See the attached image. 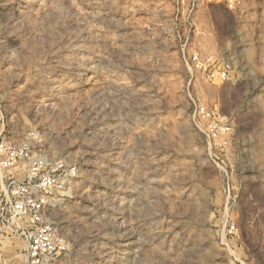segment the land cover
Segmentation results:
<instances>
[{"label":"rangeland","instance_id":"374dc122","mask_svg":"<svg viewBox=\"0 0 264 264\" xmlns=\"http://www.w3.org/2000/svg\"><path fill=\"white\" fill-rule=\"evenodd\" d=\"M0 117L56 264H264V0H0Z\"/></svg>","mask_w":264,"mask_h":264},{"label":"built area","instance_id":"2783aa9c","mask_svg":"<svg viewBox=\"0 0 264 264\" xmlns=\"http://www.w3.org/2000/svg\"><path fill=\"white\" fill-rule=\"evenodd\" d=\"M190 61L193 65L198 66L200 64L195 52L190 53ZM225 75L226 73L221 75L223 80ZM212 113L206 106L196 105L193 112L194 121L208 139L224 144L230 127L228 124L221 123L222 121ZM3 125V120L0 117V135ZM5 150L6 144L1 142L0 178L3 176L6 167L12 165L17 159L6 156ZM32 173L34 174L33 170ZM11 187L10 191L0 187V231L5 226L16 224L18 229L15 232L24 235L27 241L26 264H56L63 247L60 240L55 237L52 227L41 218V212L46 203L43 198L39 199L36 194L42 187L38 184L25 185L15 183V181L11 182Z\"/></svg>","mask_w":264,"mask_h":264},{"label":"crops","instance_id":"0c3cea01","mask_svg":"<svg viewBox=\"0 0 264 264\" xmlns=\"http://www.w3.org/2000/svg\"><path fill=\"white\" fill-rule=\"evenodd\" d=\"M6 241V239L3 241V239H2V236L0 235V253H4V250L6 249L5 247V245H3V242H5ZM19 255V254H18ZM18 255H16V257L18 256Z\"/></svg>","mask_w":264,"mask_h":264}]
</instances>
